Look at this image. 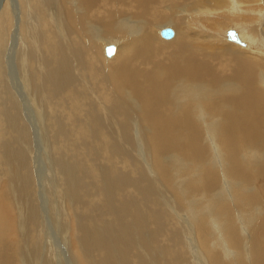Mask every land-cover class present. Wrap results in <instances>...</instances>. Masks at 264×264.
I'll return each instance as SVG.
<instances>
[{"label": "bare ground", "instance_id": "bare-ground-1", "mask_svg": "<svg viewBox=\"0 0 264 264\" xmlns=\"http://www.w3.org/2000/svg\"><path fill=\"white\" fill-rule=\"evenodd\" d=\"M222 37L224 51H215ZM12 45L24 106L40 115L42 140L55 142L46 185L8 84ZM133 139L144 143L153 175L128 156ZM80 147L97 160L106 153L108 168L82 158ZM37 185L49 194L38 198ZM75 213L70 262L73 220L65 218ZM188 258L264 264V0H3L0 264Z\"/></svg>", "mask_w": 264, "mask_h": 264}, {"label": "rangeland", "instance_id": "rangeland-1", "mask_svg": "<svg viewBox=\"0 0 264 264\" xmlns=\"http://www.w3.org/2000/svg\"><path fill=\"white\" fill-rule=\"evenodd\" d=\"M0 2L1 3H3V0H0ZM1 3H0V6H1ZM16 8H14V13H15V15L18 13L19 14V8L17 7V6H15ZM16 11V12H15ZM16 21V20H15ZM170 28H172V27H170ZM173 30H174V32H175V29L174 28H172ZM15 31V30H14ZM228 33V32H227ZM15 35H16V33H14V32H12L11 33V40L15 37ZM238 35V34H237ZM227 39V38H226ZM240 39V38H239ZM163 40V39H162ZM166 40V39H165ZM228 40V39H227ZM241 41V40H240ZM230 42V41H229ZM223 43H225L224 42V39H223V37L220 39V42H219V44L218 45H216L215 47V51H224V45H223ZM233 43V42H232ZM26 44V43H25ZM234 44H236V43H234ZM23 45V44H22ZM238 45V44H237ZM25 48H27V47H24V45L23 46H21L20 47V49L18 50V53L19 52H21V55H22V51H24V50H26ZM11 49V50H10ZM23 49V50H22ZM13 53H14V47H13V45L9 48V50L6 52V62L8 63V65H7V67L8 68H10V69H8V84L10 85V86H12V88L15 90H12V91H14L15 92V94H16V97L17 98H19L20 100H19V103L22 101V103H20V106H21V114H22V119H23V122L25 123V125L28 127V129H29V132L31 133V135H32V139H33V141L30 143V145H29V153H30V158H32V160L34 161V165H35V168H34V171H36V173H37V176H38V178H39V180H40V182L42 183V184H45L44 183V174H45V172H46V170L49 168V164H48V162H50V160L51 159H53L52 158V152H51V148L52 147H54V145H55V142H53V141H43L42 139V135H43V131H44V129H43V127H44V125H43V123H42V119H41V117H39L40 115H36L37 113L35 112V109H34V107L33 106H31L28 102V104H26V107L24 106V103H26V101H25V95L23 94V92L22 91H20L21 90V87H22V82H20V81H18V80H16L17 79V76L19 75V73H18V67H17V64L15 65V64H13V61H12V58H13ZM17 53V54H18ZM20 53H19V55H18V57L19 58H21L20 56ZM16 62V61H15ZM13 69V70H12ZM17 73V76L15 75ZM15 76V77H14ZM15 83H14V82ZM18 82H20V83H18ZM11 83V84H10ZM29 106V107H28ZM31 106V107H30ZM25 110H26V112H25ZM29 111V112H28ZM80 111H81V109H77V112L78 113H80ZM36 114H35V113ZM32 113H33V115H32ZM34 115H36V116H34ZM26 118V119H25ZM70 118H72V119H75V121L77 122V123H79L80 125H82L83 124V121H81L80 119H79V117H77V116H75L74 114L73 115H71L70 116ZM24 119H25V121H24ZM41 119V120H40ZM29 123V124H26V123ZM42 123V124H41ZM43 126V127H42ZM33 127V128H32ZM45 132V131H44ZM103 137V135L101 134V133H99V139H101ZM72 142L73 141H70V142H67L66 143V146L65 147H63L62 145H61V147H62V150L64 151V152H66V153H69L70 152V149L72 148V146H71V144H72ZM141 143V144H140ZM143 142L142 141H135L134 139L132 140V141H130L129 142V144L128 145H126V147L127 148H129V154H128V156H130L133 160H138V162L140 163V164H142V166L145 168V170L149 173V174H151V175H153V173H152V165H151V161L149 160V157H148V155L146 154V151H145V145L143 146ZM60 145V144H59ZM141 145V146H140ZM101 146V145H100ZM143 146V147H142ZM142 147V148H141ZM144 148V149H143ZM145 151V152H144ZM78 152H79V154H80V156L82 157V158H84V159H88L90 162H92V163H94L96 166H98V167H101V168H108V166H109V156L105 153L104 154V156H103V158L101 159V158H99L98 160H97V156H95L94 154H92L91 153V151H90V149H88L87 147H85V148H79L78 149ZM143 152V153H142ZM37 154V155H36ZM146 154V155H145ZM146 157H144V156ZM50 157V158H49ZM148 159V160H147ZM37 161V162H36ZM89 162V163H90ZM148 165V166H147ZM150 166V167H149ZM149 167V168H148ZM161 167V166H160ZM160 167H158V169L157 170H161L160 169ZM149 170V171H148ZM150 171H151V173H150ZM47 173V172H46ZM148 176V178H147V180L149 181V183H151V181H154V182H156V179L154 178V177H152V176ZM37 179V178H36ZM48 180L50 181V178H49V176H48ZM47 180V181H48ZM36 182L37 183H40L38 180H36ZM46 185V184H45ZM39 188V189H38ZM41 188V186L39 187L38 185H37V191H38V198H39V194L41 193V197H43V193H45V196H46V194L48 193V192H46L47 191V189H48V186H44V189L43 190H41L40 189ZM43 188V187H42ZM42 191H44V192H42ZM49 194V193H48ZM41 203V202H40ZM60 206H61V204H60ZM66 206H69V202H66ZM76 214V213H75ZM179 215V217L182 219V218H184L183 216L184 215H182V214H178ZM180 215H182V216H180ZM79 216H80V214H76V217H75V215H74V219H72V218H65V220H67L68 221V223L69 222H71L72 220V223H71V228H69L68 229V232L65 234V243L64 244H66V247L64 246V250L66 251H64L65 252V255H66V257H68V259L70 260V262H73V255H72V251H71V245H70V242H71V240H72V237H73V235H74V227H75V222H77L78 223V221H79ZM70 219V220H69ZM182 221V220H181ZM179 225H181V226H185V224L183 223V222H180V224ZM55 228H53V230H54ZM73 229V230H72ZM73 231V232H72ZM185 237H186V243H187V249L190 251L191 249V251H193L194 253H196V250H197V247H195V242H194V240H193V238H192V236L190 235V233H188L187 235H185ZM70 238V239H69ZM193 247V248H192ZM69 248V249H68ZM192 252V253H193ZM199 252V251H198ZM71 253V254H70ZM71 256V257H70ZM192 256V258H193V261H196V262H198V257L197 256H193V255H191ZM188 263L189 264H192L191 263V261H190V258H188ZM200 264V263H199ZM202 264V263H201Z\"/></svg>", "mask_w": 264, "mask_h": 264}, {"label": "water", "instance_id": "water-1", "mask_svg": "<svg viewBox=\"0 0 264 264\" xmlns=\"http://www.w3.org/2000/svg\"><path fill=\"white\" fill-rule=\"evenodd\" d=\"M161 34L165 38H170V37L173 36L174 30L172 28H170V27H164L162 29V31H161ZM228 38H230L233 41H237V42L240 43V40L238 38V35H237V33L234 30H230L228 32ZM115 49H116L115 46H113V45H107L105 47V54L107 56H111V55H113L115 53Z\"/></svg>", "mask_w": 264, "mask_h": 264}]
</instances>
